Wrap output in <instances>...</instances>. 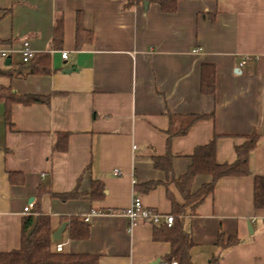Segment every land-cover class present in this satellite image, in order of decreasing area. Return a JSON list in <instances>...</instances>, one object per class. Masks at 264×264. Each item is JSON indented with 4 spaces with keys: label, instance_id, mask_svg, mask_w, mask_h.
I'll return each instance as SVG.
<instances>
[{
    "label": "crops",
    "instance_id": "crops-1",
    "mask_svg": "<svg viewBox=\"0 0 264 264\" xmlns=\"http://www.w3.org/2000/svg\"><path fill=\"white\" fill-rule=\"evenodd\" d=\"M79 11L94 37L77 50ZM60 18L64 42L57 49ZM24 40L37 54L50 53L51 72L0 74V87L50 102H14L7 121L0 101V252L21 247L23 220L37 216L35 205L28 213L24 208L40 201L52 233L67 222L61 240L53 239L63 244L61 252L96 255L98 264L166 260L171 243L154 239L160 224L138 220L131 227L126 208L139 197L145 207L171 214L168 192L184 202L175 180L197 147L215 140L217 161L230 164L236 147L257 133L250 173L219 179L194 211L186 209L185 228L195 243L193 264L211 262L220 231L240 239L220 264H264V209L254 205L255 178L264 176V0H178L174 11L157 0H0V51L9 52L0 55V71L23 65ZM205 64L215 67L213 95L201 91ZM170 114L206 117L172 138L167 175L153 158L168 152ZM62 133H68L65 150L56 147ZM81 176L80 191L100 180L104 198L52 196L73 190ZM155 180L165 184L142 188ZM211 180L198 175L193 190ZM93 210L100 214L85 221ZM72 216L89 224L88 238H69Z\"/></svg>",
    "mask_w": 264,
    "mask_h": 264
},
{
    "label": "trees",
    "instance_id": "trees-1",
    "mask_svg": "<svg viewBox=\"0 0 264 264\" xmlns=\"http://www.w3.org/2000/svg\"><path fill=\"white\" fill-rule=\"evenodd\" d=\"M143 0H131L141 2ZM167 11H174L178 0H157ZM93 32L84 27L83 12L79 11L76 18L75 48L81 49L85 44L93 41ZM64 42V26L60 18L54 28L53 44L57 49H61ZM27 70V74H49L51 72L50 53L37 54L30 62L23 63L19 68L10 71H0V74L14 76L22 74ZM201 91L205 95L215 93V67L211 64H205L202 68ZM0 101L6 106L5 119L10 118V107L14 102L23 104L49 103L50 96L46 95H19L10 87H0ZM206 117L205 114L177 116L170 114L171 125L168 129V152L163 157H154V166L160 168L169 175L172 172L173 155L170 151V143L174 136L185 134L188 129L198 120ZM176 122L179 124L176 126ZM68 133H62L61 141L56 145L57 148L66 149ZM258 142L257 133L252 134L242 145L236 147L237 160L234 163H219L216 159L215 140L206 145L199 146L192 154V162L184 175L175 180V184L181 193L184 202L181 204L174 199L168 192L172 200L171 214L174 216V222L169 227L166 224L155 225L154 239L167 241L171 243V252L166 260L178 261L179 264H193L192 250L195 243L192 234L185 228L186 209L191 207L194 211L203 200L214 192L216 183L225 176H245L250 173L249 155L256 147ZM62 143L63 146H62ZM198 175H209L212 180L203 184L198 190H193L194 180ZM82 176L78 178L75 188L68 192L52 193L63 201L81 198L89 194L92 199H102L105 196V185L100 180H93L91 189L88 193L80 191ZM165 184L162 181H150L143 184L145 191L157 188ZM44 191H40V196ZM35 205V214L26 217L23 220L22 243L19 249L10 252H0V264H98V257L90 254H70L58 252L55 249L57 242L53 243V233L51 229L50 216L43 213L40 207V201L33 203ZM254 205L256 208L264 209V176L255 178ZM67 231L70 239H86L90 234V226L87 222L77 216L68 218ZM240 239L236 235L226 236L220 231L215 246L217 252L213 255L209 264H220L223 254L237 245Z\"/></svg>",
    "mask_w": 264,
    "mask_h": 264
},
{
    "label": "built area",
    "instance_id": "built-area-1",
    "mask_svg": "<svg viewBox=\"0 0 264 264\" xmlns=\"http://www.w3.org/2000/svg\"><path fill=\"white\" fill-rule=\"evenodd\" d=\"M21 55L22 62L28 63L30 62L35 56L36 51L31 47L30 42L28 40H24L22 42L21 48L18 51ZM195 52H198V50H195ZM0 55L4 58H7L9 56V52L5 50L0 51ZM62 57L67 58V52H62ZM117 174L120 172L118 170L115 171ZM33 208V203L28 204L24 208V212L28 213ZM100 212L93 210L90 214H88L85 217V221L90 220V216H96L99 215ZM125 215L129 218L131 227L137 223L138 220H144L153 224H166L167 226H171L174 222V216L172 214H166L159 211L151 210L147 207H145L139 197H136L132 204L126 208ZM55 249L58 252H61L63 250V244L57 243L55 246ZM155 264H179L178 261H167V260H159Z\"/></svg>",
    "mask_w": 264,
    "mask_h": 264
},
{
    "label": "water",
    "instance_id": "water-1",
    "mask_svg": "<svg viewBox=\"0 0 264 264\" xmlns=\"http://www.w3.org/2000/svg\"><path fill=\"white\" fill-rule=\"evenodd\" d=\"M145 4H148V2L146 1L145 2ZM10 64V61L8 60V61H6V65H9ZM74 69L73 68H69V69H64V72L65 73H70V72H72ZM66 226H67V222H64V223H62V225L53 233V239L55 240V241H57V240H61V238H62V233H63V231L65 230V228H66Z\"/></svg>",
    "mask_w": 264,
    "mask_h": 264
},
{
    "label": "rangeland",
    "instance_id": "rangeland-1",
    "mask_svg": "<svg viewBox=\"0 0 264 264\" xmlns=\"http://www.w3.org/2000/svg\"><path fill=\"white\" fill-rule=\"evenodd\" d=\"M20 59L22 60L21 55H20Z\"/></svg>",
    "mask_w": 264,
    "mask_h": 264
}]
</instances>
